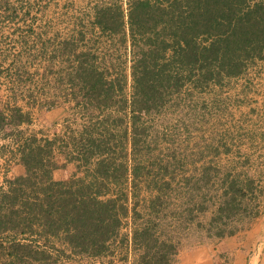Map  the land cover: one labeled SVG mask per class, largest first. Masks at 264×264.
Wrapping results in <instances>:
<instances>
[{"label": "rangeland", "instance_id": "1", "mask_svg": "<svg viewBox=\"0 0 264 264\" xmlns=\"http://www.w3.org/2000/svg\"><path fill=\"white\" fill-rule=\"evenodd\" d=\"M12 1L14 8L20 5ZM58 1L32 4L29 23L36 34L27 38L31 56L56 46L57 55L69 64L70 78L77 81L72 84L76 96L10 100L0 108V229L5 228L0 232V264H103L85 259L87 253L68 244L76 235L73 214L53 230L48 225L65 207L94 205L93 200L99 201L93 195L97 187L112 194L100 198L103 205L121 193L129 197L126 215H119L120 205L116 208L120 225L100 254H105V264H140L147 249L137 244L144 233L150 249L173 246L171 263L183 247L244 234L264 215V58H243L237 75L224 71L219 59L210 69L176 60L172 17L178 20L182 10V19L201 13L203 5L197 0ZM141 2L153 9L145 11L149 19L135 14ZM189 2L199 7L189 10ZM153 17L160 19L153 32L138 31L146 25L153 29ZM147 39L156 41L155 50L162 43L168 47L164 52L158 47V56L153 55L155 44L150 47ZM211 41L197 39L203 47ZM0 42L6 54L5 38ZM141 62L156 63L157 73L165 68L149 83L153 100H146L136 85L134 72L141 75ZM208 70L213 78H206ZM87 78L92 86L80 83ZM61 104L69 108L67 117L49 123L46 115ZM31 156L40 162L33 164ZM62 161L70 163L78 182L57 183L62 190L55 195L42 181L47 172L65 170ZM16 162L26 165V177L13 174ZM106 164H111L108 171ZM19 189L22 199L15 201L13 192ZM29 207L35 211L31 215ZM14 210L20 215L12 214ZM73 247L79 254L70 260ZM40 251L51 259L40 258Z\"/></svg>", "mask_w": 264, "mask_h": 264}, {"label": "trees", "instance_id": "2", "mask_svg": "<svg viewBox=\"0 0 264 264\" xmlns=\"http://www.w3.org/2000/svg\"><path fill=\"white\" fill-rule=\"evenodd\" d=\"M252 0H197V3L203 5V10L201 13L197 14L195 12L190 13V17H185L184 12L181 8V5L176 4V11L182 10L180 12V18L178 20L175 17H172V22L174 25L171 37L174 39V47L180 46V52L176 51L175 57L176 60H181L183 63L186 60V63H200L202 69H210L213 65H216L218 59L223 63H220L221 68L226 71L229 75H237L242 72L244 67L245 59H256L264 58V0L259 2L251 3ZM204 2V4H202ZM192 6L189 2V10H193L198 6L196 2ZM136 10V11H135ZM153 9L150 7L148 2H141L140 5L136 6L134 11L137 16H145L147 12ZM161 13H167L168 16H171L170 12H166L164 9H159ZM154 14V13H153ZM133 15V14H132ZM142 19H149L148 17H143ZM154 21L153 29L146 26H142V29L138 31L145 33L153 32L156 27V23H160V19L152 18ZM166 19H161V22ZM201 36L205 37L208 40H212L207 46H201L197 43V39ZM184 42L183 48H181V42ZM146 43L152 47L156 41L152 39H147ZM157 44V43H156ZM156 44L152 47L151 52L154 55L158 56V47L164 52L168 45L165 43L160 44L155 50ZM155 50V51H154ZM232 56L229 58L228 56ZM177 56H180L178 59ZM155 64V65H154ZM152 66L149 63H139L138 68H141V75L136 70L134 75L136 76V85L144 93V97L149 99H154V93L152 92V87L149 85L155 83L159 74L164 72V67L160 68L157 73L156 68L157 64L154 63ZM206 74V78H213V73ZM178 79V80H177ZM175 79L176 83L179 81V78ZM164 85V81H160ZM139 103V101H136ZM2 116V115H0ZM34 151L31 149V155ZM40 159L39 152L35 153ZM34 155V156H35ZM32 157V156H31ZM33 158V157H32ZM38 159L31 160L33 164H37ZM28 164H30L28 162ZM111 164H106V170H110ZM136 172V171H135ZM21 186V185H20ZM54 190V189H53ZM52 190V191H53ZM22 190H15L13 192L15 201L22 199ZM52 195L50 198H52ZM8 197V196H7ZM128 195L121 193L118 197L106 200V204L103 205L99 201L93 200L94 205H72L70 209L67 207L64 208L59 220L68 221V216L73 214L72 224L75 227L76 235L72 239H69V242L73 243L74 246L80 248L82 253H92V255H98L104 249L107 250V247L100 241H108L111 234L117 229L120 225V219L117 215L116 208L120 207L119 215L123 213L126 215L128 213V208L125 203L128 201ZM25 201V200H24ZM26 206L27 204L24 203ZM23 207L26 209V207ZM36 206V205H35ZM54 207V204H52ZM29 214L31 215L35 211L31 208ZM28 210V209H27ZM12 214L16 215L20 213L16 210L12 211ZM8 218V217H7ZM30 223H32L30 221ZM48 224V223H47ZM49 229H54V220L50 221ZM31 228V225H29ZM3 229H0V232ZM69 230V229H67ZM144 237L148 234L143 235ZM140 241L138 244V249L146 250L144 255L140 257V264H172L169 259L170 251H173V246L163 244L162 247L149 248V240L145 239ZM138 239V236L136 237ZM149 238V236L147 237ZM139 240V239H138ZM146 244V245H145ZM93 247V250L90 248ZM46 259H49L47 257Z\"/></svg>", "mask_w": 264, "mask_h": 264}, {"label": "crops", "instance_id": "3", "mask_svg": "<svg viewBox=\"0 0 264 264\" xmlns=\"http://www.w3.org/2000/svg\"><path fill=\"white\" fill-rule=\"evenodd\" d=\"M22 1L23 3H21L20 0H14V3L20 4L19 6L16 5L14 8L12 0H0V40L5 38V44H7V53L4 54L1 50L2 44L0 42V101L5 104L0 108L3 109L4 107H8L10 100L29 101L37 98L47 100L62 99V97H67L68 99L74 98L76 96V90L72 84L77 85V81L70 78L68 74L69 64L63 63L62 57L57 55L56 46L54 47L55 50L45 49L41 50L45 53L40 52V54H33L34 56H31L32 42L31 39L29 40L27 38L36 34L33 26L29 23V20L32 19V17H30L32 14V4L39 3L46 5L49 2H54L56 5L59 1L34 0L32 3H26V0ZM64 2L72 3L71 0H65ZM67 14L72 15V12ZM77 15L79 16L78 13ZM81 18L82 17L79 19ZM46 29L48 28L45 26L44 35L48 34ZM74 35L75 33L73 36ZM38 36H42V34L39 33ZM90 79L91 78L79 79V81L82 84L87 83L91 85ZM20 104L24 111H31L30 106L28 107L27 104ZM2 109H0V115H2ZM68 109L66 104L55 106V108H52L46 115V118L51 120L49 123L56 121L59 117L62 121L67 117ZM75 115H78V113ZM22 119L24 120V116H22ZM61 163H63L62 167L65 170L55 169L51 172H47L46 178L42 181L44 182L43 186H49L52 190L54 189L53 194L55 195L62 190L59 191V189H57L60 187L59 184H71L74 186L73 183L75 181L73 182V180L77 178L74 176V169L71 167L70 163H64V161ZM13 172L18 178L26 177V165L22 162L20 164L16 162L13 167ZM101 177L106 180V176L103 174ZM76 182H78V180H76ZM57 183L59 187H57ZM64 187L63 189L66 190ZM97 189L99 191L93 195L102 202L100 198L106 195V191L100 187H97ZM74 190L75 189H72V194L76 191ZM44 194V196L49 195L48 192ZM111 195L112 194L106 196L110 197ZM55 215L53 220L55 225H57L60 214L58 213ZM42 227L43 225L40 226V228ZM59 233L61 236L64 235L63 232ZM117 233L118 230L113 232L109 239L114 238ZM70 235H72V232ZM100 242L106 246V241ZM109 242L108 240V243ZM262 243H264V215L256 218L244 234L239 233L232 237L215 240L212 243L209 242V244H207L205 240L190 248L183 247L175 256L172 264H264V248L260 247ZM68 244L70 245L71 243L69 242ZM70 252H72L71 255H68L70 260L77 257L76 255L79 254L77 248L71 249ZM27 254L31 256L30 253ZM38 254L40 258L45 257L46 259L50 257L46 251H40ZM61 254H64V251H62ZM87 254L85 259L100 260L101 263L103 262V264H105V254L102 256H100V254ZM49 259H51V257Z\"/></svg>", "mask_w": 264, "mask_h": 264}]
</instances>
